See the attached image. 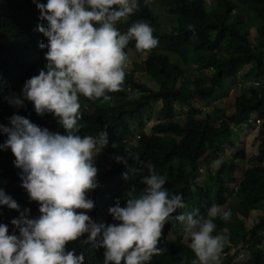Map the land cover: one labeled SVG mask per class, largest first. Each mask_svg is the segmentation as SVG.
Segmentation results:
<instances>
[{
	"label": "trees",
	"instance_id": "obj_1",
	"mask_svg": "<svg viewBox=\"0 0 264 264\" xmlns=\"http://www.w3.org/2000/svg\"><path fill=\"white\" fill-rule=\"evenodd\" d=\"M36 2L43 4L46 0ZM137 5L127 21H119L115 27L124 33L133 23L143 21L152 28V35L158 41L154 48L138 51L134 41H129L123 51L126 57L130 50L145 53L149 73L159 79L160 87L155 91L138 82L133 72H125L121 90L108 93L112 97L110 102L78 97L94 106V110L90 114L80 112L76 134L95 136L106 129L108 144L117 145L115 149L107 146L110 166L97 172L98 186L86 193V198L94 203L86 214L97 225L118 223L112 220L108 208L117 203L123 207L129 189H135L134 195L142 191L144 185L140 177L148 174L144 165L151 162L154 171L165 177L162 187L170 194H182L185 208L173 215L194 208L203 215L213 204L219 208L227 205V194L233 192L237 182L235 173L239 162H257L246 169L238 183L237 205L231 210L229 220L219 217L214 220L213 234L222 230L233 246L241 244L251 255L245 264H264V218L247 230L237 217L247 218L253 205L264 201V0H214L202 6L194 0H137ZM160 10L171 17L169 30H160L157 18ZM38 17L33 0H0V125H7L8 118L15 113L38 127L65 134L50 113L37 115L28 101L20 109L7 102L11 95H19L24 81L36 75L45 64L43 52L47 49L40 50L38 43H46V38L36 31L37 25L45 22ZM253 28L258 35L256 42L251 40ZM182 62L195 66L198 71L208 70L211 76L203 73L204 77L187 78L179 64ZM244 69L246 73L242 74ZM241 74L259 83L249 87L247 103L237 113L228 116L224 109H219L216 112L219 119H216V114L195 109L193 101L209 103L227 80ZM159 102L169 118L156 123L154 135L150 136L146 128L153 117L154 104ZM177 104L188 108L185 119L174 117ZM252 115L261 120L258 154L247 156L241 148L227 157L228 149L236 146L229 121L247 124ZM132 138L134 141L130 140ZM5 139L0 134V143ZM123 150L134 156L128 160L127 167L111 158L113 153ZM218 158L222 163L215 166L213 184H201V165ZM13 160L10 150L0 151V189L10 195L20 209L17 212L0 206V223L8 227L9 234L13 233L12 219H19L22 214L25 219L39 215L38 204L30 201L20 186V169L13 166ZM133 169L139 171L132 173ZM122 173H127L128 177L124 178ZM181 227L176 222L165 224L157 244L162 251L153 255L147 264H192L195 257L188 243L179 237L170 239L172 232ZM86 238L87 234H83L65 245V250L83 253L84 264H103L104 249L96 247L94 242L85 243ZM229 248L225 245L223 251L229 252ZM234 258L229 256L222 264H233Z\"/></svg>",
	"mask_w": 264,
	"mask_h": 264
},
{
	"label": "clouds",
	"instance_id": "obj_2",
	"mask_svg": "<svg viewBox=\"0 0 264 264\" xmlns=\"http://www.w3.org/2000/svg\"><path fill=\"white\" fill-rule=\"evenodd\" d=\"M33 2L38 19L45 22L36 27L46 38V43H38L40 50L47 49L43 52L45 64L24 81L20 94L11 95L7 102L20 109L28 101L37 115L50 113L65 134L38 127L15 113L7 125H0V134L6 137L0 151H11L12 164L20 169V186L29 200L38 204L39 213L35 218L25 219L22 214L12 219V234L0 223V264H84L83 253L65 250V245L83 234H87L85 243L94 242L104 249L103 264H147L162 251L157 247L161 231L166 223L173 222L182 226V236L195 257L192 264H222L229 256L235 257L233 264L247 263L251 255L241 244L231 243L234 253H230V242L223 231L213 234V221L217 217L228 221L231 210L221 211L213 204L203 215L195 208L173 215L185 208L182 194H170L162 187L165 177L154 171L151 162L144 165L148 174L140 177L142 191L134 195L131 188L123 207L117 203L108 208L112 220L118 223L97 225L86 214L94 207L86 193L98 186L94 157L107 146L115 149L117 145L108 144L106 129L95 136L76 134L81 112L78 97L110 102L108 93L120 91L124 81L127 57L123 49L128 42L134 41L135 49L146 51L158 41L143 21L133 23L124 33L115 27L134 13L137 0ZM255 119L260 120L256 115ZM111 158L127 167L134 156L123 150ZM212 163L219 167L222 160ZM122 176L127 178L128 174ZM236 191L237 186L233 187L234 196ZM0 206L20 210L3 189ZM225 245L230 247L229 252L223 251Z\"/></svg>",
	"mask_w": 264,
	"mask_h": 264
},
{
	"label": "rangeland",
	"instance_id": "obj_3",
	"mask_svg": "<svg viewBox=\"0 0 264 264\" xmlns=\"http://www.w3.org/2000/svg\"><path fill=\"white\" fill-rule=\"evenodd\" d=\"M214 0H194L197 4L200 6L202 5H209ZM238 13H240V9L237 10ZM234 15V14H233ZM243 15V13H242ZM157 18L160 24V30L165 31L169 30L171 28V17L166 15L163 11H159L157 14ZM122 21H127L126 19H123ZM118 24V22H117ZM116 24V25H117ZM258 38L257 32L255 28L251 30V40L253 42H256ZM147 61V55L142 52H138L135 50H130L129 54L127 55V63L124 71L126 73H134L135 78L138 82L144 83L148 85L151 89L157 91L160 87V81L157 77H155L153 74H150V68L146 64ZM182 68L185 69V76L188 77H204V74L208 77L211 76L210 71H198L196 70V67L193 65L185 64L182 62L179 63ZM244 72V73H243ZM242 74L246 73V69ZM204 73V74H203ZM237 76L236 78L227 80L222 87L217 91L215 98L209 103L205 102H194L193 104L195 106V109L197 110H203L204 113H208L210 115L216 114V119H219V115L216 113L219 109H224L225 113L228 116H232L233 114L237 113L239 109H241L244 105L247 103V99L250 95L249 93V87L252 84L258 85L259 82H256L252 79H246L245 77ZM79 101L81 113L84 114H90L94 110V106L91 104H88L87 102ZM163 108L161 103H155L154 104V114L151 118L149 124L146 128V133L150 136H153V128L156 123H158L160 120L168 119L169 116L163 112ZM188 114V108L184 107L183 105L177 104L175 106L174 111V117H179L181 119H185ZM57 120V118H56ZM79 121H77L78 123ZM231 125V129L234 132V141H235V147L229 148L227 151V157L232 155L234 152H236L238 149H244L246 151L247 156L254 155L255 153H258V130L260 123L256 122L255 116H252L250 119V122L247 124H237L235 121H229ZM134 137V136H133ZM131 141H134L133 138L130 139ZM94 166L97 168V172L109 168V152L107 148H104L99 154H97L94 157ZM240 167L238 171L235 173L237 182L233 185V187L238 186V183L241 181L246 169L252 165H257V162L253 164H249L246 161L239 162ZM103 168V169H102ZM215 165H213L212 162L209 164H202L200 168V177L199 182L201 184H213L214 182V174H215ZM228 204L225 206L221 211L223 210H232L231 208L235 207L237 205V201L235 200L234 192H229L227 194ZM234 205V206H233ZM260 205V204H259ZM262 205V204H261ZM254 214L257 217V212H254ZM254 218V221H257V218ZM241 221H243L245 224L246 229H250L254 222H252L250 219L248 221L240 218ZM176 237H179L184 242L188 241L183 238L182 236V227L178 228L176 232H172L170 235L171 240H176ZM231 249L230 253H234V248L232 247L231 243L228 244ZM223 256V253L220 254V259ZM241 261V260H239Z\"/></svg>",
	"mask_w": 264,
	"mask_h": 264
},
{
	"label": "crops",
	"instance_id": "obj_4",
	"mask_svg": "<svg viewBox=\"0 0 264 264\" xmlns=\"http://www.w3.org/2000/svg\"><path fill=\"white\" fill-rule=\"evenodd\" d=\"M253 116H255V115H253ZM261 125V124H260ZM260 127V126H259ZM258 146H259V142H258ZM258 152H259V148H258ZM256 154H258V153H255L254 155H256ZM251 165V164H250ZM264 165V164H263ZM235 200H236V197H235ZM228 204V203H227ZM257 205H253V210L250 212V214H249V216L245 219L244 217H242L241 215H238L237 217L240 219V218H242V219H244V220H246V221H248L249 219L252 221V222H254V218H253V216L255 217V218H257V221H259L261 218H264V201H262L261 203H256ZM260 204V205H259ZM262 204V205H261ZM227 206V205H226ZM234 206V205H233ZM236 207V206H235ZM235 207H233L234 209H235ZM224 207H220V210L221 209H223ZM233 208H231V209H233ZM254 212H257V217H256V215L254 214ZM213 223H214V221H213ZM243 224H245L244 222H243ZM253 226V225H252ZM247 230H249V229H247ZM225 232L227 233L228 231L227 230H225Z\"/></svg>",
	"mask_w": 264,
	"mask_h": 264
},
{
	"label": "built area",
	"instance_id": "obj_5",
	"mask_svg": "<svg viewBox=\"0 0 264 264\" xmlns=\"http://www.w3.org/2000/svg\"><path fill=\"white\" fill-rule=\"evenodd\" d=\"M258 123H260V120H257Z\"/></svg>",
	"mask_w": 264,
	"mask_h": 264
}]
</instances>
